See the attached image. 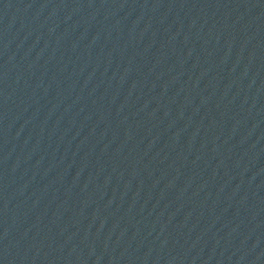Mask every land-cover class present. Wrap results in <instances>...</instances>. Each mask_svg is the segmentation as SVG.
Instances as JSON below:
<instances>
[{
	"label": "water",
	"instance_id": "1",
	"mask_svg": "<svg viewBox=\"0 0 264 264\" xmlns=\"http://www.w3.org/2000/svg\"><path fill=\"white\" fill-rule=\"evenodd\" d=\"M0 264H264V0H0Z\"/></svg>",
	"mask_w": 264,
	"mask_h": 264
}]
</instances>
